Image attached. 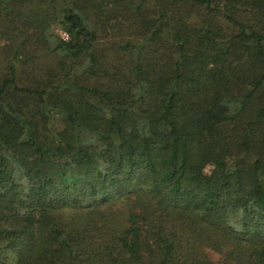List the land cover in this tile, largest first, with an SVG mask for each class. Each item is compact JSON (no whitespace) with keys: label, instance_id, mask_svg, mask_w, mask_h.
Wrapping results in <instances>:
<instances>
[{"label":"trees","instance_id":"trees-1","mask_svg":"<svg viewBox=\"0 0 264 264\" xmlns=\"http://www.w3.org/2000/svg\"><path fill=\"white\" fill-rule=\"evenodd\" d=\"M216 1L0 0V264H264V0Z\"/></svg>","mask_w":264,"mask_h":264},{"label":"rangeland","instance_id":"rangeland-1","mask_svg":"<svg viewBox=\"0 0 264 264\" xmlns=\"http://www.w3.org/2000/svg\"><path fill=\"white\" fill-rule=\"evenodd\" d=\"M136 1V0H134ZM214 3L217 4L218 1L214 0ZM192 14H194L192 16V24H196V22L198 23V21L200 20V17H203L204 15H206V10L203 8H198L195 7L194 9L190 8ZM197 13V14H196ZM89 21L91 23H95L97 30L99 31L100 34V41L97 44V49L98 52L102 53L103 57H104V62L107 61V63L112 66L114 64L120 65L118 62L123 63L124 62V58L122 57L121 54H118L117 51V46L120 43H124L127 40H132V39H137L138 37H140L139 31L134 30L135 28H129V21L127 20V18H132V20H135L137 17H134V15H136V13L133 12H124L123 14H119V16L117 14L109 17V24L113 25L112 28H107L105 25L99 24L98 22H100V17L99 15H96L94 10L89 12ZM104 19V18H103ZM220 22V24H222L224 27H226L227 25V21L225 18H223L222 15H218L215 19V21ZM104 27H106V29H104ZM59 31L60 28L54 26V32L56 34L59 35ZM41 52V51H39ZM39 60H38V64H40L41 66H51V67H55L56 66V62H57V58L52 55V54H41L39 56ZM3 65V64H2ZM42 112L49 118V120H51L54 122V124H58L57 120L59 118V114H57L54 110H52L50 107H46L42 109ZM208 254L210 256V258L213 261H218L220 259V255L217 253H214L212 251H208Z\"/></svg>","mask_w":264,"mask_h":264},{"label":"built area","instance_id":"built-area-1","mask_svg":"<svg viewBox=\"0 0 264 264\" xmlns=\"http://www.w3.org/2000/svg\"><path fill=\"white\" fill-rule=\"evenodd\" d=\"M59 35L63 39H67L68 38V34L65 31H63V30L59 31Z\"/></svg>","mask_w":264,"mask_h":264}]
</instances>
